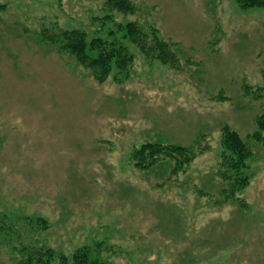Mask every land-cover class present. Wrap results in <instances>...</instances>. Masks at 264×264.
<instances>
[{"label": "rangeland", "instance_id": "374dc122", "mask_svg": "<svg viewBox=\"0 0 264 264\" xmlns=\"http://www.w3.org/2000/svg\"><path fill=\"white\" fill-rule=\"evenodd\" d=\"M130 1L105 20L103 0H0V264L35 246L67 264L84 247L107 264H264V146L246 139L264 114V8ZM129 22L177 45L178 66L124 39ZM43 29L116 41L132 63L99 83L41 44ZM223 126L252 155L229 200ZM155 142L196 158L176 174L139 170L133 152Z\"/></svg>", "mask_w": 264, "mask_h": 264}, {"label": "trees", "instance_id": "16d2710c", "mask_svg": "<svg viewBox=\"0 0 264 264\" xmlns=\"http://www.w3.org/2000/svg\"><path fill=\"white\" fill-rule=\"evenodd\" d=\"M103 1L104 10L108 14L105 20L110 19L109 13L112 12L128 14L134 11L130 0ZM233 1L241 10L264 8V0ZM118 32H122L123 38L129 40L145 57L156 59L164 65L178 66L177 62L180 61L179 48L173 43L159 39L153 28L129 22L124 27H119ZM38 39L41 44L55 48L73 58L80 66L89 69L94 80L99 83L106 80L112 66L123 71L132 63V55L129 54L125 46L116 41L108 42L109 40L100 38L88 40L85 32L80 30L43 29L39 32ZM216 98L225 99L221 93ZM255 127V131L246 139L264 146V114L257 117ZM221 134L222 147L225 153L221 158L218 179L226 181V188L222 190L221 194L224 196V200H229L233 198L235 191L248 184L252 175L249 172L247 174L244 172L248 171L249 160L252 155L247 148L246 139H242L228 126L221 128ZM196 155L197 152L190 146L155 142L146 143L133 152L132 160L139 170H151L159 165L160 168H163L161 170L163 173L165 169H170V173L176 174L183 167L189 165L196 158ZM36 221L37 225L47 227L43 220L38 219ZM1 223H4V219L0 222V228L2 227ZM92 250L89 247L78 249L72 254L70 264H107L100 261ZM19 253L23 256L19 264L68 263L66 257H57L50 250L44 251L42 247H23Z\"/></svg>", "mask_w": 264, "mask_h": 264}]
</instances>
